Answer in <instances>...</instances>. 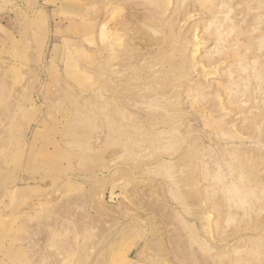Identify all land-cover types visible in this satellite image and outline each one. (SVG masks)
Segmentation results:
<instances>
[{"label":"rangeland","instance_id":"374dc122","mask_svg":"<svg viewBox=\"0 0 264 264\" xmlns=\"http://www.w3.org/2000/svg\"><path fill=\"white\" fill-rule=\"evenodd\" d=\"M129 258L264 264V0H0V264Z\"/></svg>","mask_w":264,"mask_h":264},{"label":"bare ground","instance_id":"6f19581e","mask_svg":"<svg viewBox=\"0 0 264 264\" xmlns=\"http://www.w3.org/2000/svg\"><path fill=\"white\" fill-rule=\"evenodd\" d=\"M104 191H105V190H104ZM100 192H101V191H100ZM102 192H103V191H102ZM101 197H102V196H101ZM124 198H125V199H128V198H126V197H124ZM101 200H102V198H101ZM125 201H126V200H125ZM127 202L129 203V200L126 201V203H127ZM101 203H102V202H101ZM101 203H100L99 205H103V204H101ZM120 204L122 205V208H121V206H120V208L123 209V210H131V209L133 208V207L131 208V207H129V206L124 205V203H122V202H121ZM104 205H105V203H104ZM104 205H103V206H99V207H100V208H101V207H104V208H105ZM133 205H134V204H133ZM130 206H132V204H131ZM135 207H136V205H135ZM137 207H138V205H137ZM137 207H136V208H137ZM139 207H140V206H139ZM104 208H103V209H104ZM120 208H118V209L121 210ZM130 208H131V209H130ZM103 209H102V210H103ZM137 209H139V208H137ZM104 210H106V209H104ZM119 210H118V211H119ZM106 212H107V211H106ZM121 212H122V211H121ZM126 212H127V211H126ZM131 212H132V211H131ZM127 213H129V212H127ZM133 262H134L133 259L129 258L125 264H134Z\"/></svg>","mask_w":264,"mask_h":264}]
</instances>
